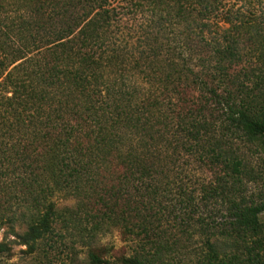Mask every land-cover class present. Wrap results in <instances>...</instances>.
Wrapping results in <instances>:
<instances>
[{"label":"trees","instance_id":"1","mask_svg":"<svg viewBox=\"0 0 264 264\" xmlns=\"http://www.w3.org/2000/svg\"><path fill=\"white\" fill-rule=\"evenodd\" d=\"M254 1L0 0V146L17 140L0 166L18 171L0 259L18 246L30 264H163L173 244L154 223L174 192L191 226L215 200L224 236L254 237L226 253L211 242L217 226L200 222L195 264H264V196H238L239 176L252 174L234 148L264 140V10ZM180 158L214 181L195 189L171 175ZM57 192L80 213L59 211ZM109 226L138 248L96 245Z\"/></svg>","mask_w":264,"mask_h":264},{"label":"rangeland","instance_id":"2","mask_svg":"<svg viewBox=\"0 0 264 264\" xmlns=\"http://www.w3.org/2000/svg\"><path fill=\"white\" fill-rule=\"evenodd\" d=\"M237 2H239V0H237ZM252 8L253 10L258 9V11L264 10V0H258V2L254 1ZM3 141L4 145L0 146V150H4L11 144H15L17 140L14 138ZM234 144V148L243 158L246 171L252 174V180L248 174H241L239 176L240 183H237L239 185L238 196L245 202L252 201L258 203L261 196H264V140L255 139L250 142L246 139H236L234 140ZM1 153L3 154V152L0 151V156L2 157L3 155H1ZM5 155L6 153H4V156ZM177 160L179 161L172 168L171 175H176V173L179 174L180 178L185 183H189V187L196 189L203 180H210V182L214 181L211 172L206 169L198 166L195 169L198 175H194V172L189 170L188 165L183 162L182 158ZM9 168L6 167V163L0 166V215L9 213L7 212L8 207L14 210L18 206V171H11ZM174 199V192H172L171 196L166 195L160 199L163 206H161V214H158L159 221H155L154 223L157 229L156 232L161 235V240H167L169 244H173L170 254L164 255L163 264H195L203 238V236L200 237L197 232L198 225L196 224L200 222L203 226L208 225L209 227L213 226V224L217 226L212 232L213 237L211 238V242H215L223 252H234L236 249L241 251L244 247L248 248L253 245L250 239L254 237L237 239L234 238V236L226 237L223 235L228 232L227 229H225L227 225V213L219 202L210 200L207 203H200L198 201L200 204L196 208V214L199 215L200 218L197 223L194 222L195 225L191 226L190 224H192L193 220H188L190 216L187 214L183 215V211L175 204L176 202H173ZM53 200L59 211L69 209L70 212H76L78 209L79 212L81 209L80 202L72 196H68L65 192H57ZM169 200L172 202L171 204ZM181 218L189 222L185 223ZM258 220L262 226V233L260 234V254L264 256V212L258 215ZM222 224L225 225L222 227L219 226ZM185 226H187V229ZM5 228L6 227L0 229V241L3 238L4 231L6 230ZM14 230L16 232L21 231L18 224L15 225ZM96 233V245L102 247L113 246L114 249H118L120 253H132L138 248V244H140L138 237H127L122 235L118 226L105 227L101 232L98 231ZM76 248L78 258L82 260L84 256L82 252H84L85 248L80 244H77ZM22 249L24 248L13 246L14 256L8 261L0 259V264H30L29 257L21 253L20 250ZM54 261V264H69L67 259L60 261L56 258Z\"/></svg>","mask_w":264,"mask_h":264}]
</instances>
